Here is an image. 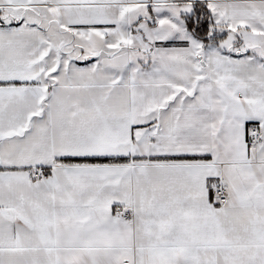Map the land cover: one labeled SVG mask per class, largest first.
<instances>
[{
  "label": "snow or ice",
  "instance_id": "obj_1",
  "mask_svg": "<svg viewBox=\"0 0 264 264\" xmlns=\"http://www.w3.org/2000/svg\"><path fill=\"white\" fill-rule=\"evenodd\" d=\"M0 264H264V0H0Z\"/></svg>",
  "mask_w": 264,
  "mask_h": 264
}]
</instances>
